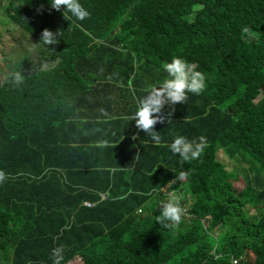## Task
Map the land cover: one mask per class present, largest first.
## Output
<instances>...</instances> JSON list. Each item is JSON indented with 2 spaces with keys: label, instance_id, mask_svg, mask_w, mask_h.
<instances>
[{
  "label": "trees",
  "instance_id": "1",
  "mask_svg": "<svg viewBox=\"0 0 264 264\" xmlns=\"http://www.w3.org/2000/svg\"><path fill=\"white\" fill-rule=\"evenodd\" d=\"M24 2L0 4L11 29L60 33L0 82V264H52L61 245L62 264H264V0H79L82 21L47 0L27 19ZM173 57L206 88L157 146L131 117ZM178 135L206 137L198 159L171 152ZM171 193L186 212L159 223Z\"/></svg>",
  "mask_w": 264,
  "mask_h": 264
},
{
  "label": "clouds",
  "instance_id": "2",
  "mask_svg": "<svg viewBox=\"0 0 264 264\" xmlns=\"http://www.w3.org/2000/svg\"><path fill=\"white\" fill-rule=\"evenodd\" d=\"M50 4L56 11H60L63 7L64 16L66 12L71 13L77 20L82 21L90 16L89 11L79 0H51ZM243 31L248 32L247 26L244 27ZM59 33L60 31L53 32L45 28L42 31L40 42L48 46L58 44L57 36ZM163 69L168 74V78L164 79L159 85H153L145 96L136 99L137 110L131 117V120L135 121L136 127L150 136L157 146L161 144V135L154 130L155 125L157 123L163 124L166 121L171 123L174 105L186 103L188 93L199 95L206 88L205 74L198 71L195 64H191L183 58L173 57L171 62H166L163 65ZM15 82L17 84L22 82L20 74H16ZM165 105L170 108L167 115L163 113ZM101 112H103V109H101ZM184 119L186 120L187 118L185 117ZM135 138L133 136V139ZM206 143V137L204 136L199 137L198 140H189L184 136L178 135L168 147L173 154H178L183 161H190L201 156ZM106 144L107 142H104L101 146H106ZM138 156L139 154L134 158L138 159ZM187 176V171H181L178 176H175V180L170 181L169 184L176 183V181L181 182ZM6 179V173L0 170V183H3ZM185 212L186 209L182 207L180 197L176 193H171L169 200L162 205L161 215L157 219L159 223L168 221L172 224H179ZM51 259L52 264H62L64 260L63 245L52 249Z\"/></svg>",
  "mask_w": 264,
  "mask_h": 264
},
{
  "label": "rangeland",
  "instance_id": "3",
  "mask_svg": "<svg viewBox=\"0 0 264 264\" xmlns=\"http://www.w3.org/2000/svg\"><path fill=\"white\" fill-rule=\"evenodd\" d=\"M35 0H30L23 3V6L25 10L29 13L25 16L27 19H33L37 17V14H34V2ZM50 4V1L47 0ZM39 1H36L35 6L37 7ZM7 0H0V4L3 6L6 5ZM15 5H13L14 7ZM11 21L8 20L6 13H1L0 10V82H3L4 78L7 76L9 77V74L18 73V67L21 64V58L27 57L29 58L31 54H33L34 50H40L44 48V45L40 42H36L33 37L30 35L24 34L20 29L14 28L11 29ZM222 159H225V156L222 155ZM227 164L228 168L231 170L234 168V166L227 160H224ZM234 165L237 168H243L246 167L247 164L243 161L235 162ZM10 176H7V181H9ZM184 184V183H182ZM185 185H177L176 190L179 191L181 188L184 189ZM75 192L77 190H83L87 191L88 187H85L83 185H77L74 187ZM174 189H165V193L168 194L170 191ZM176 191V192H177ZM68 193H74L68 191ZM87 197V196H84ZM90 204V202H84V204ZM161 203L164 204L162 201ZM55 208L51 207L48 209L49 213H54ZM63 211L67 216H70L71 218H77L78 213L76 211H72L68 209L65 205L59 210ZM187 218V217H186ZM184 220V219H183ZM182 220V221H183ZM58 222V221H57ZM187 222V219L184 221V223ZM59 223V222H58ZM67 223H71L70 221H67ZM42 231L44 233H47L49 231V227L46 225L41 226ZM56 230V229H55Z\"/></svg>",
  "mask_w": 264,
  "mask_h": 264
},
{
  "label": "built area",
  "instance_id": "4",
  "mask_svg": "<svg viewBox=\"0 0 264 264\" xmlns=\"http://www.w3.org/2000/svg\"><path fill=\"white\" fill-rule=\"evenodd\" d=\"M88 206H91L90 204H87Z\"/></svg>",
  "mask_w": 264,
  "mask_h": 264
}]
</instances>
